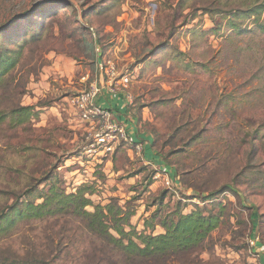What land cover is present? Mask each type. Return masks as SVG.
Instances as JSON below:
<instances>
[{"label": "rangeland", "instance_id": "obj_1", "mask_svg": "<svg viewBox=\"0 0 264 264\" xmlns=\"http://www.w3.org/2000/svg\"><path fill=\"white\" fill-rule=\"evenodd\" d=\"M26 13L35 35L23 20L5 34L10 44L0 32L15 58L0 82V215L55 188L85 191L90 213L110 204L132 213L134 237L165 234V219L198 210L220 225L195 250L127 262L77 217L21 218L0 236V264H261L264 0H0V30ZM101 74L128 77L118 88L136 128L120 123L127 111L115 119L134 143L150 138L162 168L131 145L86 152L72 99ZM24 108L30 118L18 116ZM223 186L234 192L215 193Z\"/></svg>", "mask_w": 264, "mask_h": 264}, {"label": "trees", "instance_id": "obj_2", "mask_svg": "<svg viewBox=\"0 0 264 264\" xmlns=\"http://www.w3.org/2000/svg\"><path fill=\"white\" fill-rule=\"evenodd\" d=\"M46 8L40 9L41 11L38 10V12H42L43 14V10ZM27 16H29L28 13L23 15L21 19L11 22L12 24L10 23L0 30L4 34L0 33L7 40V44H10L11 41L9 37L8 39L6 38L8 36L7 32L11 29V26L21 20L27 22L26 25L33 29L32 32L35 35L38 26L35 27L34 23L32 25L27 21ZM39 18H43V15H39ZM2 47L3 44H0V82L10 72L15 61L14 56L9 51L2 50ZM12 114H14V111H12ZM30 114V109L24 108L18 116L30 118L32 116ZM2 119L0 115V120ZM225 191L234 192L230 186H223L215 193ZM86 194L85 191H79L74 195H65L55 188H50L47 194L42 197L43 201L39 205L25 203L21 208H18L16 204L9 206L0 215V236L9 231L21 218L40 220L54 216L55 214L72 215L85 223V228L88 232L113 248L118 249V251L122 252L127 262H132L135 259L168 258L176 252L195 250L220 225L219 214L212 212L204 213L198 210L188 215L176 214L174 219H165L159 225L165 234L158 236L136 234V237H134V233L125 231L126 227L131 229L129 220L133 216L132 213H127V211L113 204L106 206L104 209L95 207L94 211L90 213L86 211L87 207L91 206V202L86 198ZM10 213H13L14 217ZM110 231H113L117 235V238L112 236L109 233ZM134 239L139 244L135 243Z\"/></svg>", "mask_w": 264, "mask_h": 264}, {"label": "built area", "instance_id": "obj_3", "mask_svg": "<svg viewBox=\"0 0 264 264\" xmlns=\"http://www.w3.org/2000/svg\"><path fill=\"white\" fill-rule=\"evenodd\" d=\"M100 71L106 77L114 76L113 67L100 65ZM110 89L113 92L119 86L126 89L128 77H123L117 84L113 80ZM100 85L91 84L89 88L76 95L72 99V106L79 110L82 121L88 125L86 132V152L88 154L111 155L122 145H131L140 154L143 151L142 143H134L125 127L118 123L115 116L109 110L103 109L96 104V99L100 93ZM127 98L130 100L129 95ZM166 185L172 183L171 178L166 177Z\"/></svg>", "mask_w": 264, "mask_h": 264}, {"label": "crops", "instance_id": "obj_4", "mask_svg": "<svg viewBox=\"0 0 264 264\" xmlns=\"http://www.w3.org/2000/svg\"><path fill=\"white\" fill-rule=\"evenodd\" d=\"M102 74L100 75V79H99V84H100V93L96 99V104L100 107H102L103 109L109 110L111 111H115V113L117 114V116H115L116 118L118 117V120L121 119L120 118V112L123 111H127V116L126 119L122 123L123 125H125L126 123L129 124H135V128H136V118L134 116V112H132L131 110V103L129 101V99L127 98V93L125 94L123 90L116 88V91L113 92V90L110 89V86L112 85L111 82H109L108 80H106V82L104 83V80L102 78ZM118 84V83H117ZM119 110V112H117ZM128 131V130H127ZM140 137H142V140L138 143H142L143 146V159L145 162L153 164L154 166L157 167H161L160 163H158V160H155L157 154L154 152L152 145H151V140L150 138H147L146 134H139ZM151 147V149H149V145ZM170 177L171 180L173 181V173H170ZM252 238H255L254 236ZM264 254V253H263ZM261 264H264V255L262 256L261 259Z\"/></svg>", "mask_w": 264, "mask_h": 264}]
</instances>
